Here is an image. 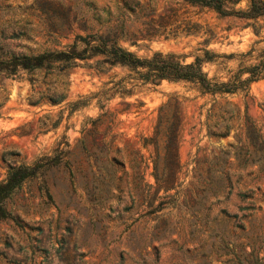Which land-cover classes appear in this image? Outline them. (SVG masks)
<instances>
[{
  "label": "rangeland",
  "instance_id": "374dc122",
  "mask_svg": "<svg viewBox=\"0 0 264 264\" xmlns=\"http://www.w3.org/2000/svg\"><path fill=\"white\" fill-rule=\"evenodd\" d=\"M86 32L140 57L198 56L207 77L237 86L144 80L99 54L1 72L0 180L49 160L0 201V264H264V75L240 82L264 58V18L184 0H0L2 50L64 48ZM166 101L180 122L164 191L144 138L173 126Z\"/></svg>",
  "mask_w": 264,
  "mask_h": 264
},
{
  "label": "trees",
  "instance_id": "16d2710c",
  "mask_svg": "<svg viewBox=\"0 0 264 264\" xmlns=\"http://www.w3.org/2000/svg\"><path fill=\"white\" fill-rule=\"evenodd\" d=\"M186 2L206 6L220 15L232 14L239 17L264 18V0H246L244 7H236L240 0H184ZM101 55L97 61L106 62L110 65H126L137 72L144 80L184 79L195 82L202 91L222 92L233 91L237 85H229L228 82L214 81L207 77L201 70L200 58L195 56L192 61L184 62L177 54L171 52L154 51L148 57H140L132 51L118 45L114 39L86 32L76 34L73 40L64 48H46L37 52H18L2 50L0 44V73H11L17 69H52L62 70L69 65L76 63L75 59H84L93 55ZM141 67L142 69H137ZM248 76L242 81H248L264 75V58L248 67ZM62 96V94H60ZM60 98V97H59ZM58 99V98H57ZM159 111L170 109L174 114L173 126L167 127L165 131L159 132L157 127L152 134L144 141L149 142L153 147V177L156 187L164 191L173 187L176 178L178 162L176 157V145L180 113L176 105L169 107V102L159 106ZM161 117V116H158ZM42 163L31 165L19 163L7 168L5 177L0 180V201L8 196L25 178L33 175L40 164L48 162L49 157H43ZM5 211L0 206V215Z\"/></svg>",
  "mask_w": 264,
  "mask_h": 264
}]
</instances>
